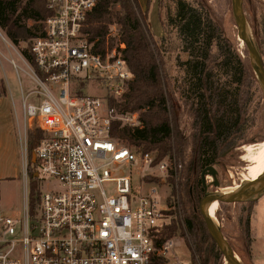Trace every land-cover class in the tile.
I'll return each mask as SVG.
<instances>
[{
	"label": "built area",
	"instance_id": "built-area-1",
	"mask_svg": "<svg viewBox=\"0 0 264 264\" xmlns=\"http://www.w3.org/2000/svg\"><path fill=\"white\" fill-rule=\"evenodd\" d=\"M45 1L51 14L32 39L34 62L12 61L37 86L35 103L24 97L22 107L27 148L28 133H42L33 162L38 206L32 215L26 198L24 220L0 212V264H173V239L159 242L167 210L144 177L164 179L177 166L111 136L115 121L139 127L119 107L135 77L126 43L94 49L85 24L98 0ZM122 163L136 166L139 182L112 173ZM24 167L29 178L28 158Z\"/></svg>",
	"mask_w": 264,
	"mask_h": 264
},
{
	"label": "trees",
	"instance_id": "trees-1",
	"mask_svg": "<svg viewBox=\"0 0 264 264\" xmlns=\"http://www.w3.org/2000/svg\"><path fill=\"white\" fill-rule=\"evenodd\" d=\"M158 7L165 32L160 39L152 30L149 10H143L139 0H98L88 14L85 31L91 41H96V51L126 43L125 58L135 77L119 107L128 112L140 110L143 126L115 121L111 136L121 145L143 152L157 150V161L175 152L182 167L177 172L173 198H179L192 264L196 258L201 264H218L225 257L198 206L206 195L202 172L217 166L225 150L245 143L253 120L249 114L252 88L255 85L260 90L261 83L251 61L228 40L206 0H158ZM50 14L45 0H0V28L16 46L39 35ZM263 23L264 19L261 28L255 23L253 32L264 64ZM172 32L181 51L188 54L186 60L177 58L183 75L176 80L162 75L165 43ZM30 45L22 50L33 63ZM41 137L37 129L28 133L32 215L38 206L32 156ZM251 215L252 209H248L243 228L248 241ZM179 228L181 224L173 221L164 228L159 242L170 239Z\"/></svg>",
	"mask_w": 264,
	"mask_h": 264
},
{
	"label": "rangeland",
	"instance_id": "rangeland-1",
	"mask_svg": "<svg viewBox=\"0 0 264 264\" xmlns=\"http://www.w3.org/2000/svg\"><path fill=\"white\" fill-rule=\"evenodd\" d=\"M206 1L228 40L235 44L243 58L250 60L248 49L239 36L238 12L233 6L232 0ZM145 4V10H149L152 30L156 35V31L159 30L160 32L163 28L159 16V7L156 8L155 0H145ZM243 7L254 37L253 25L258 23L259 28H261V23L264 19V0H243ZM160 37L158 36L157 38L160 39ZM31 42L22 41L20 45L16 46L0 28V212L14 217L16 220H24L26 198L29 201L28 189H26V183L29 182V178L24 175V166H26L28 154L26 152L27 143L25 144L22 103L24 97H27L28 102L35 103L36 100L31 95V91L37 89V86L26 72L17 71L12 61L14 60L18 65L26 67L22 60V58H25L22 49L31 44ZM255 44L258 47L256 40ZM165 47L166 51L163 53L164 71L162 75L165 76L167 74L174 80L180 79L183 71L177 63V58L180 57L181 60H186L188 54L181 51L180 42L176 38L175 32L169 35ZM258 81L260 80L258 79ZM260 85V90L256 89L255 85L252 88L254 95L250 102L249 114L253 117V120L245 134V143H240L236 147L223 152L221 161L215 166L217 169L215 176L210 171L205 174L203 184L206 188L205 196L207 197L216 195L218 192L224 194L235 193L263 177L261 176L257 180L244 178L247 173V165L250 164L244 157L247 153L246 146L257 145L264 141V88L262 84ZM176 96L179 98L178 91ZM133 113L136 114L138 126H143V122L140 119L141 111L138 110ZM122 123L130 125L129 123ZM127 147L138 154L143 152L135 147ZM150 151L158 155L157 150ZM166 157L168 159L172 158V161L177 166V171H173L164 179L156 175H147L144 177L145 187L156 186L158 188L160 201L167 210V226L173 221L181 224V228L170 238L174 241V249L170 253L173 264H189L193 262V255L188 246L186 236H184V216L178 206V196H174L175 199L173 198V192L178 183L177 172L182 166L177 162L175 152ZM110 169L115 176L133 174L135 182H139L136 166L122 163L114 165ZM150 171L155 172V169ZM248 202L252 203L248 204ZM217 207L216 217L219 229L243 264H264V194L257 200L242 203L220 204L217 201ZM248 209H252V233L249 241L245 238L243 231ZM197 263L201 264L196 258ZM218 264L231 263L223 258L219 260Z\"/></svg>",
	"mask_w": 264,
	"mask_h": 264
},
{
	"label": "water",
	"instance_id": "water-1",
	"mask_svg": "<svg viewBox=\"0 0 264 264\" xmlns=\"http://www.w3.org/2000/svg\"><path fill=\"white\" fill-rule=\"evenodd\" d=\"M233 6L238 12V27H239V36L241 40L244 42L245 46L248 49L249 52V58L250 61L255 69V72L258 76V79L260 80L263 88H264V64L262 62L261 54L258 50V47L256 45L255 49V40L253 37V34L250 30L248 20L246 18V14L243 7V0H232ZM263 79V81H262ZM32 161L36 162V155L33 154ZM207 171H210V173L215 176L217 174V169L213 166H210L206 168L202 172V180L203 183L205 181V174ZM37 173H35V177H37ZM264 194V184L259 188L258 191L250 193L248 195H236L228 198H221L217 197L215 195L211 196H204L203 200L201 201L199 205V210L203 217L205 218L207 227L209 229L210 234L216 241L221 253L224 255L225 259L230 262L231 264H243L241 260L237 258L236 252L232 249L231 245L228 243L226 244L221 237H219L215 224L213 221L208 217V215L205 213L206 207L211 204L214 201H218V203H235V202H247L252 200H257L259 197H261Z\"/></svg>",
	"mask_w": 264,
	"mask_h": 264
},
{
	"label": "bare ground",
	"instance_id": "bare-ground-1",
	"mask_svg": "<svg viewBox=\"0 0 264 264\" xmlns=\"http://www.w3.org/2000/svg\"><path fill=\"white\" fill-rule=\"evenodd\" d=\"M255 49H257L256 44H255ZM262 81H263V79H262ZM245 149H246L247 153L245 154L244 157H245V160L247 159L250 162V164L247 165V168H246L247 173L244 176V178L253 179L256 176H263V177L260 178L259 180H257L256 182H253L249 185H246L245 187H243L242 189L238 190L235 193H231V194L225 193L224 194V193L218 192L215 196L221 197V198H228V197H232V196H236V195H247V194L252 193L253 191L259 189L264 184V141L257 144V145H248V146H246ZM217 209H218L217 201H214L206 207L205 213L208 215V217L215 224V227H216V230H217L219 237H221V239L226 244H228V242L224 239V237H223V235L219 229L218 220L216 217ZM237 258L240 260L238 255H237Z\"/></svg>",
	"mask_w": 264,
	"mask_h": 264
},
{
	"label": "crops",
	"instance_id": "crops-1",
	"mask_svg": "<svg viewBox=\"0 0 264 264\" xmlns=\"http://www.w3.org/2000/svg\"><path fill=\"white\" fill-rule=\"evenodd\" d=\"M156 1V8L158 7V0H155ZM139 3H140V6H141V8L143 9V10H145V0H139ZM153 18V17H152ZM156 31V30H155ZM157 32V34H156V36L158 37V36H162L163 34H164V30H163V28L161 29V31L159 32V30L158 31H156ZM24 134H25V129H24Z\"/></svg>",
	"mask_w": 264,
	"mask_h": 264
}]
</instances>
